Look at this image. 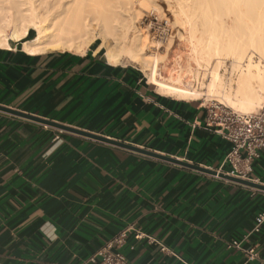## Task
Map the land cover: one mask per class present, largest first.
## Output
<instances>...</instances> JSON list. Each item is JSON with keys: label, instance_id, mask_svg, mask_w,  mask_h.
<instances>
[{"label": "crops", "instance_id": "obj_1", "mask_svg": "<svg viewBox=\"0 0 264 264\" xmlns=\"http://www.w3.org/2000/svg\"><path fill=\"white\" fill-rule=\"evenodd\" d=\"M141 71L97 44L0 46V106L219 169L230 143L205 127L207 101L162 93ZM250 176L264 186V150ZM261 212L263 189L0 110V264H93L124 229L131 264H262L264 222L242 242L259 260L227 247Z\"/></svg>", "mask_w": 264, "mask_h": 264}, {"label": "bare ground", "instance_id": "obj_2", "mask_svg": "<svg viewBox=\"0 0 264 264\" xmlns=\"http://www.w3.org/2000/svg\"><path fill=\"white\" fill-rule=\"evenodd\" d=\"M143 1L0 0V46L9 47L11 40L31 54L49 50L83 53L98 41L97 51L103 49L105 61L140 65L162 93L192 99L207 95L243 113L260 105L264 95V0H179L174 19L190 47L186 67L203 72L200 89L184 84L182 74L174 76L171 67L160 65L164 56L145 52L148 44L135 24L138 11L134 6ZM146 1L153 8L157 5L155 0ZM228 16H232L230 22L225 19ZM226 61L230 70L223 74Z\"/></svg>", "mask_w": 264, "mask_h": 264}, {"label": "built area", "instance_id": "obj_3", "mask_svg": "<svg viewBox=\"0 0 264 264\" xmlns=\"http://www.w3.org/2000/svg\"><path fill=\"white\" fill-rule=\"evenodd\" d=\"M205 127L213 133L222 136L230 143V148L225 154L220 168L213 175L219 178L218 173H223L233 178L257 183L251 178L253 163L264 150V103L257 110L249 113L236 111L220 102L207 101L205 105ZM226 166V170L221 168ZM264 222V213L257 214L254 225L240 240H232L228 248L239 250L246 262L259 260L258 252L254 246L243 247L242 242L248 241L253 234L259 233ZM128 229L121 230L111 237L105 244L87 258L93 264H131L119 250L124 244ZM136 238L142 234L137 232ZM165 248L162 246L161 250ZM264 264V263H262Z\"/></svg>", "mask_w": 264, "mask_h": 264}, {"label": "rangeland", "instance_id": "obj_4", "mask_svg": "<svg viewBox=\"0 0 264 264\" xmlns=\"http://www.w3.org/2000/svg\"><path fill=\"white\" fill-rule=\"evenodd\" d=\"M155 1L157 5L154 8H153V4L147 2L146 0H144L142 4H139V2L138 3L136 2L137 4L134 3V6L138 11V17L135 20L136 21L135 24L139 29V31L142 32L143 34L142 37H144V42L146 43V45L148 44L145 47V52L147 53V55H151V56L153 55L164 56L165 60L163 59L160 65L166 64L168 67H171L174 76H177L176 75L177 73L182 74L181 80L183 81V83L185 82L184 84L192 83L191 85L190 84L189 85L196 89H200L202 87L201 86L202 82H204L203 72L201 70L198 71L195 66L194 68L193 66H188V65L186 67L185 60L187 59V57L191 55L189 54L191 53L190 50L188 51L190 47L188 46L189 48L187 49V45L184 42V39L180 36V33L184 31L183 30L181 31L180 24L178 22H175L174 19V12H177L180 7L179 0H155ZM231 17L232 16H228L225 19L228 22H230ZM6 32L8 34L9 29H7ZM130 35L132 36V33ZM31 36L33 37L34 33H32L30 37ZM8 42L10 44H18V47H21V44L19 42H13L11 40H9ZM95 44L98 45V41ZM129 46L130 45L127 44V48H129ZM100 51L102 52L103 49H100ZM228 62L226 61L222 66L221 73L228 74V71L230 70V66ZM124 63L132 64L127 61ZM132 65L140 69V71L142 70L141 69L142 67L140 65H134V64ZM210 97L211 96L207 97V95H203L201 96V99L206 101L212 100L219 102V100L216 99L215 97L213 98ZM263 103H264V95L260 105H258L256 109L253 110L254 111L257 110V108H259ZM224 105L228 106L227 104ZM230 108L242 112L236 108L233 107Z\"/></svg>", "mask_w": 264, "mask_h": 264}, {"label": "water", "instance_id": "obj_5", "mask_svg": "<svg viewBox=\"0 0 264 264\" xmlns=\"http://www.w3.org/2000/svg\"><path fill=\"white\" fill-rule=\"evenodd\" d=\"M0 110L8 112V113H11V114H14V115H17V116H20V117H23V118H26V119H29V120H32V121H35V122L47 124V125L56 127L58 129L76 132V133L85 135L87 137L94 138V139H97V140H100V141H103V142H106V143H109V144H112V145H116V146H120V147H123V148L131 149L133 151H136V152H139V153H142V154L150 155V156H153V157H158L160 159H165V160H168L170 162H174V163L180 164V165L188 167V168H192V169H195V170H198V171L210 173L211 175H215L216 174L215 170L202 168V167H199V166H197L195 164H191V163L179 161V160H176V159H173V158H169V157H166V156H162V155L156 154L154 152L145 150L143 148L134 147V146L125 144L123 142H119V141H116V140H113V139H109V138H105V137H102V136H97V135L91 134L89 132H85V131L69 128V127L64 126L62 124H58L56 122H53V121H50V120H47V119L39 118V117L30 115V114H26V113H23V112H20V111H17V110H13L11 108L0 106ZM218 176L219 177L229 178V179L235 180L237 182L248 184V185H251V186H254V187H257V188H260V189L264 190V186L256 184V183H253V182H249V181H246V180L233 178V177H230V176L225 175L223 173H218Z\"/></svg>", "mask_w": 264, "mask_h": 264}]
</instances>
